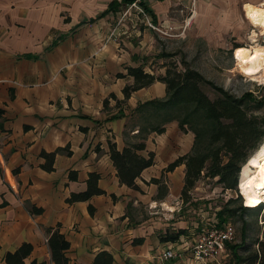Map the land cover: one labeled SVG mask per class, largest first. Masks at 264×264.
Instances as JSON below:
<instances>
[{
	"label": "crops",
	"instance_id": "0c3cea01",
	"mask_svg": "<svg viewBox=\"0 0 264 264\" xmlns=\"http://www.w3.org/2000/svg\"><path fill=\"white\" fill-rule=\"evenodd\" d=\"M120 1L0 0V264L22 243L31 245L24 264H54L47 227L68 239V264H90L101 251L111 254V264H193L186 230L175 241L163 242L161 236L176 228H164L169 224L150 217L136 224L129 213L142 203L151 214L179 196L184 164L163 175L168 192L162 198L156 197L157 185L143 181L158 178L187 153L192 135L179 132L175 121L163 133L149 135L142 153L153 152L154 164L135 180L140 191L119 183L108 155L109 141L117 149L124 145L125 118H106L165 95L164 83L156 81L118 107L109 97L123 99V87L133 80L116 74L142 62L156 36L139 15L120 18ZM181 4L158 0L149 7L153 23L180 31L185 22ZM42 152H55L52 170L43 167ZM89 173L98 174L104 193L68 202L71 193L86 188ZM168 247L179 255L161 260Z\"/></svg>",
	"mask_w": 264,
	"mask_h": 264
},
{
	"label": "trees",
	"instance_id": "16d2710c",
	"mask_svg": "<svg viewBox=\"0 0 264 264\" xmlns=\"http://www.w3.org/2000/svg\"><path fill=\"white\" fill-rule=\"evenodd\" d=\"M133 0H121L125 7ZM112 5V2L109 4ZM147 12L151 16L150 9ZM56 42V40H55ZM172 56V54H162ZM165 66L163 74L154 75L144 69V59L138 65L126 67V73H117L116 77H132V83L126 84L122 89L123 99L119 100L114 94L109 97L115 100V106H120L131 94L143 87L159 81L165 85V95L162 98H152L137 102L128 113L119 109L110 114L106 119L113 120L125 118L122 131L124 145L117 149L113 141L108 142V155L116 170L120 184H124L134 190L140 191L136 179L140 177L143 169L154 164V153L145 151L146 140L152 133L161 134L165 126L172 121L177 123L181 132H191L193 142L191 149L170 162L162 170L158 178H150L143 181L146 184L157 185V198H162L166 193L163 187L162 176L165 172L172 171L176 166L184 164L183 184L180 198L186 202L187 192L201 179L216 178L222 190H237L239 172L242 165L248 159V151L257 141L264 136V117L248 113V106L260 108L262 101L255 100L251 94H243V97H235L222 88L215 86L198 71L191 68L187 62L181 61L182 68L171 62ZM208 84L217 91V97L210 99L202 90V85ZM103 109L108 107V98L103 100ZM55 152H42L45 158L43 167L52 170V161ZM71 179L75 178V172L70 171ZM98 174L89 173L86 179V188L83 191L71 193L68 202L83 201L93 195L103 194L104 191L97 186ZM114 198L115 196L112 195ZM238 199V197H237ZM227 201L215 212V224H223L236 214L252 210L240 203L235 208H228ZM244 205H247L245 202ZM254 207L255 205H248ZM31 212H40V208H32ZM261 238L254 240V247L245 245V229L242 226L241 239L237 244L227 248L232 252L236 264H264V225L261 229ZM47 244L50 250L51 260L54 264H68L65 251L69 247L68 239L59 232L58 228L47 227ZM185 229L179 228L161 236V240L175 241ZM244 248L245 254L240 255L237 249ZM31 245L22 243L16 251L6 252L2 258L4 264H24V259L29 255ZM112 256L106 251L95 254L90 264H111ZM30 264H46L45 262L31 261Z\"/></svg>",
	"mask_w": 264,
	"mask_h": 264
},
{
	"label": "rangeland",
	"instance_id": "374dc122",
	"mask_svg": "<svg viewBox=\"0 0 264 264\" xmlns=\"http://www.w3.org/2000/svg\"><path fill=\"white\" fill-rule=\"evenodd\" d=\"M179 1H182L180 5L183 12L181 19L185 21L183 28L178 32H172L162 27L167 31V35L149 28L156 36L152 43L148 44L151 45L148 53L143 55L144 69L154 75H159L164 73L165 66L171 65V62L181 69L183 66L181 61H185L207 80L212 81L215 86L235 97L240 98L243 97V94H251L255 100L262 101L260 108L255 109L249 105L247 110L248 113L258 118L264 117V83H261L263 80L247 75L240 67L242 59L255 49L264 53V33L250 24L246 18L242 0ZM245 1L258 4L262 0ZM241 4L242 8L240 9ZM133 14L137 15L134 10H129L127 13L123 11L120 18ZM253 31L255 36H252ZM168 53L172 56L162 55ZM202 90L210 99H215L218 95L217 91L208 84L202 85ZM181 133L192 135L189 131ZM263 141L264 136L249 149L248 159L262 145ZM165 173L167 174V172ZM165 173L163 175H166ZM162 179V185L168 192V180L163 176ZM186 200L183 202L180 196L171 197L170 201L166 200L162 206L156 205L155 211L151 214L145 205L136 203L129 211L130 217L136 224L150 217L151 220L154 219L163 224L168 223L169 226L163 225L164 228H183L188 232L191 238L189 240L193 243L199 228L206 225L207 222L216 221L215 212L227 201L232 200L228 203V208H235L238 203L246 208H251L244 205L245 202L247 203V199L239 194L238 188L236 191L222 190L221 185L216 182V178L199 180L187 192ZM260 203L262 204L260 205ZM260 203L254 206H258L257 208L237 212L227 222H224L233 225L236 230L234 238L228 243L229 245H238L243 225L246 246L254 247V240L261 238V229L264 225V203ZM237 253L244 255L245 249L239 248ZM217 259L206 264H236L229 248H226Z\"/></svg>",
	"mask_w": 264,
	"mask_h": 264
},
{
	"label": "built area",
	"instance_id": "2783aa9c",
	"mask_svg": "<svg viewBox=\"0 0 264 264\" xmlns=\"http://www.w3.org/2000/svg\"><path fill=\"white\" fill-rule=\"evenodd\" d=\"M157 1L158 0H133L124 7L123 11L127 13L129 10H134L148 28L160 34L167 35L165 29L153 23L151 16L147 12V8L149 9V7L154 5ZM168 29L171 28L169 27ZM235 231L233 225L229 223L218 225L215 224L214 221L207 222L206 225L200 227L196 233L193 244L189 248V258H191L193 264H206L218 260L217 258L226 250L227 243L234 238ZM178 255L179 252L177 250L173 247H168L161 253L160 257L161 260H168Z\"/></svg>",
	"mask_w": 264,
	"mask_h": 264
},
{
	"label": "bare ground",
	"instance_id": "6f19581e",
	"mask_svg": "<svg viewBox=\"0 0 264 264\" xmlns=\"http://www.w3.org/2000/svg\"><path fill=\"white\" fill-rule=\"evenodd\" d=\"M243 9L250 24L259 28L261 33H264V16L261 15L264 13V0L258 4L245 3ZM252 36H255L254 31L252 32ZM240 67L247 75L264 81V53L258 49H255L247 57L242 59ZM262 165H264V141L254 154L242 165L240 170L238 192L244 198L248 199V197L244 195V190L241 188V185L247 184L250 180L257 179ZM253 191L264 193V188H254ZM257 199H260V201L264 203V197L258 196Z\"/></svg>",
	"mask_w": 264,
	"mask_h": 264
},
{
	"label": "clouds",
	"instance_id": "9594fccd",
	"mask_svg": "<svg viewBox=\"0 0 264 264\" xmlns=\"http://www.w3.org/2000/svg\"><path fill=\"white\" fill-rule=\"evenodd\" d=\"M261 15L264 16V13H262ZM261 83H264V81H261ZM241 188L244 190V195L248 197L247 205H256L260 203L261 201L260 199H257V197H264V193L253 191V189L264 188V165H262L260 168L259 177L257 179L250 180L247 184H242ZM153 207H155V204H153ZM165 207H167V205H165Z\"/></svg>",
	"mask_w": 264,
	"mask_h": 264
},
{
	"label": "water",
	"instance_id": "95a60500",
	"mask_svg": "<svg viewBox=\"0 0 264 264\" xmlns=\"http://www.w3.org/2000/svg\"><path fill=\"white\" fill-rule=\"evenodd\" d=\"M237 185H238V183H237ZM237 188H238V186H237Z\"/></svg>",
	"mask_w": 264,
	"mask_h": 264
}]
</instances>
